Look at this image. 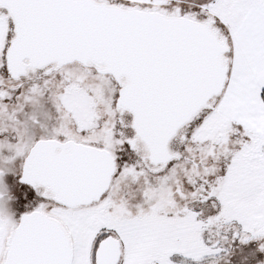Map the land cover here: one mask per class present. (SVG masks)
<instances>
[{
  "label": "snow or ice",
  "instance_id": "obj_1",
  "mask_svg": "<svg viewBox=\"0 0 264 264\" xmlns=\"http://www.w3.org/2000/svg\"><path fill=\"white\" fill-rule=\"evenodd\" d=\"M0 264H264V0H0Z\"/></svg>",
  "mask_w": 264,
  "mask_h": 264
}]
</instances>
